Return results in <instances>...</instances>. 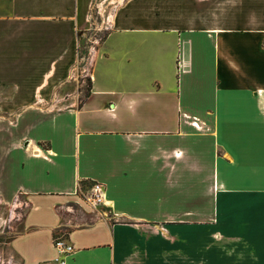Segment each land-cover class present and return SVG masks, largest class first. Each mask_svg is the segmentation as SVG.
<instances>
[{
	"label": "crops",
	"instance_id": "0c3cea01",
	"mask_svg": "<svg viewBox=\"0 0 264 264\" xmlns=\"http://www.w3.org/2000/svg\"><path fill=\"white\" fill-rule=\"evenodd\" d=\"M94 5L110 20L87 87L60 95ZM1 86L14 264H264L229 216L264 191V0H0ZM49 99L75 104H31Z\"/></svg>",
	"mask_w": 264,
	"mask_h": 264
},
{
	"label": "rangeland",
	"instance_id": "374dc122",
	"mask_svg": "<svg viewBox=\"0 0 264 264\" xmlns=\"http://www.w3.org/2000/svg\"><path fill=\"white\" fill-rule=\"evenodd\" d=\"M91 17H90V30L89 34L91 37H87V32L85 35L80 39V45H79V56L82 55V53H85V56H87L88 51H92V49L95 47V45L98 44V42L102 39L104 34L107 32L109 27V20H110V6L107 5H94L92 7ZM85 45L84 47L82 45ZM87 54V55H86ZM89 56V55H88ZM86 58V57H85ZM85 64V60H79L77 68L73 69L71 71V77L69 78V82L67 80L65 82L66 86H64L62 89L59 90L60 95H63L67 92L75 93L76 92V86L75 82L76 80L81 82L82 85L84 84L85 87H87L88 84V77L85 72H81L82 65ZM84 78V82H83ZM7 89H3V87H0V96L2 94H5ZM10 92V91H9ZM61 97V96H60ZM39 104L42 106H48L53 108L58 107H65L68 105H74V100H51L41 102V100H37L34 103L31 104ZM12 102H4L2 101V98L0 97V114H4L5 107L7 105H13ZM24 104V103H23ZM233 212L229 214L230 218L233 220H242V218H245V220L251 222L250 227L251 229L249 232L251 233L250 237L256 238L258 241H261V253L264 255V191L261 192L260 195H258L254 201L252 199L248 200H242L241 205L235 204L233 205ZM238 206V207H237ZM245 211V214L243 213ZM9 214V213H7ZM19 214H13L10 213L7 215L8 222L6 224V230L0 234V264H4L3 258H7L10 254L9 247H8V240L17 233L18 226L16 225V221H18Z\"/></svg>",
	"mask_w": 264,
	"mask_h": 264
},
{
	"label": "built area",
	"instance_id": "2783aa9c",
	"mask_svg": "<svg viewBox=\"0 0 264 264\" xmlns=\"http://www.w3.org/2000/svg\"><path fill=\"white\" fill-rule=\"evenodd\" d=\"M109 28V27H108ZM90 51H88V55L85 56V53H82L80 56V60H85V64L82 65L81 72H87L86 75L89 78V66H90ZM86 57V58H85ZM84 82V78H83ZM103 193H104V187L99 182H93L89 185L87 188V192L83 195V199L89 203L90 207L95 211L98 207L102 206L103 201ZM53 245L58 250V252L61 255H66L74 250V246L69 243L66 239V233L65 231H61L60 233L54 235L53 238ZM1 258V255H0ZM4 264H14L12 261V256L9 255L6 259L3 258Z\"/></svg>",
	"mask_w": 264,
	"mask_h": 264
}]
</instances>
